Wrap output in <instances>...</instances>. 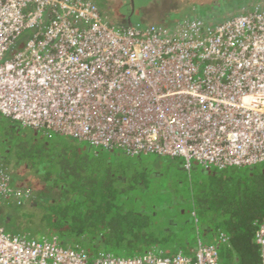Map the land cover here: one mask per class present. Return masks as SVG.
Segmentation results:
<instances>
[{
    "label": "built area",
    "instance_id": "built-area-1",
    "mask_svg": "<svg viewBox=\"0 0 264 264\" xmlns=\"http://www.w3.org/2000/svg\"><path fill=\"white\" fill-rule=\"evenodd\" d=\"M0 114L187 170L264 164V5L216 24L117 27L90 0H0ZM27 196L0 170V204ZM256 242L264 264V223ZM193 252L90 257L0 224V264H223L217 245Z\"/></svg>",
    "mask_w": 264,
    "mask_h": 264
},
{
    "label": "trees",
    "instance_id": "trees-1",
    "mask_svg": "<svg viewBox=\"0 0 264 264\" xmlns=\"http://www.w3.org/2000/svg\"><path fill=\"white\" fill-rule=\"evenodd\" d=\"M90 1L94 2L100 8L102 15L104 13V18L109 21L110 18L108 14L104 12V8H101L102 5L94 0ZM221 1L222 6L220 5V7H218V5H216L218 11H211L208 9L209 15L216 12L220 13L226 7L232 6V8L236 9L253 8L252 5H257L264 0ZM135 3V0H133V3L128 0L124 5L126 13L121 16V19L118 18L116 21L113 20V23L109 22L117 27L148 26L149 24L141 22V18L143 17L142 10L139 11L133 8ZM140 6L142 8L145 5L141 4ZM190 19L203 18L200 16H193L181 19L180 21ZM161 26L172 27L173 24ZM28 36L27 34L22 37L16 49L23 46ZM16 131H26V133L31 136V142L34 143L35 146H40L39 148H35L37 152L36 160L39 162L40 170H36L34 175L38 177L41 174V176H44L46 179L43 181L39 180V182L36 181L38 179L35 181L33 179H24L22 174H26L28 170L24 165L25 162H20V159H13L11 166L4 163L0 164V170H3L10 179L12 190L14 192L18 191L21 194H28L26 199L33 198L37 202L39 199L46 200L49 202L47 205L55 209L60 207L59 203L61 201L68 203L65 208H75L81 206L83 203L87 204V210L85 212L72 214L66 212L55 213V216H60L61 220L64 219V222H61V224L59 223L58 231H56L51 238H44L43 240L51 241L57 239L63 246L76 250H84L90 257H96L100 253L112 254L111 250L132 252L133 254L135 253V256L143 255L147 252H154L163 257L175 255L169 254L170 244L173 243L170 239L168 242V239L165 237L156 239L151 237V239H148L147 229H145L148 225L144 224L138 231L135 230L137 228L136 226L132 228L134 226L132 220L133 217L135 218L136 216L125 204L128 201H133L134 198L126 196V189L118 190L112 187L111 184L113 183L109 181L111 178L110 172L106 174L109 178L106 182L98 180L96 177L94 178L91 173H88V170L86 172V165L79 170L81 161H79L78 156L83 155L86 150L85 148L81 149L80 145L86 143L79 142L73 138H71L73 140H68L66 137L58 134L47 135L41 130H28L21 126L16 127ZM56 137L58 139H56ZM52 139L57 140L56 142L63 143L66 147L71 145V148H74V151L69 154L67 153L68 151H64V159L66 160V158H69L73 161L71 163H66L64 161L60 166L58 174L54 172L58 157L46 150L48 142ZM89 147L102 149L108 152L111 151L103 148L91 147L90 145ZM113 151L118 150H112V152ZM98 154L99 153H95L94 156L97 157ZM28 166L30 167V165ZM41 166L44 170H41L43 169ZM48 167L50 169L47 170ZM201 167L203 170L199 174L194 173L197 170H194V167L188 170V172L192 174V177L189 175L190 179H188L187 183L190 186L189 190L191 197L189 200L193 203L195 215L199 218L200 222L202 219L206 227L210 228L209 232L213 233L214 243L210 245L218 246L220 260L223 264H258L260 262V247L256 242V231L258 225L264 223V164L227 169H220L218 167L206 169L203 166ZM43 171H45L44 175ZM19 172L23 173L20 174ZM206 176L210 180V186H204V184L200 183V179L204 180ZM193 177L199 178L196 179ZM225 177H228L227 180L230 182H232L233 178V183H226ZM49 182L53 183L54 186L48 187L45 191H41L45 193L43 194L45 198H41L40 192H38L35 197L33 193V191H35L33 189L37 188L35 185L42 186V183H45L43 185L46 187V183ZM225 184H230L232 186ZM208 189L212 191L211 194ZM173 190L179 194H181V192L183 194V190L177 187L173 188ZM56 191L58 192L54 195L53 193ZM165 191L168 190L165 189ZM117 193H123L122 203L118 204L116 202L119 196L115 195ZM210 195H212L213 198L211 197V199L206 201L204 197H210ZM11 199L14 200L15 198L10 197L6 200L10 201ZM227 202L229 203L226 204ZM69 203L71 205H69ZM88 204L90 206H88ZM220 218L223 220H220ZM150 235L153 236L152 234H149V236ZM225 237L227 241L222 240ZM141 240L148 242L156 240L155 243L157 244L149 246L137 243V241L141 242ZM199 241L202 240L199 239ZM173 247L176 246L174 245ZM177 249L179 252L192 256L193 248L189 245L182 246V244H180ZM97 250L98 255L93 256L91 253Z\"/></svg>",
    "mask_w": 264,
    "mask_h": 264
},
{
    "label": "rangeland",
    "instance_id": "rangeland-1",
    "mask_svg": "<svg viewBox=\"0 0 264 264\" xmlns=\"http://www.w3.org/2000/svg\"><path fill=\"white\" fill-rule=\"evenodd\" d=\"M99 1L100 3L97 1L98 4H104V0ZM114 1L116 3L117 0ZM142 1L144 2L145 0H135L136 3L133 8L140 11L141 4L150 5L153 0H146L144 3ZM126 2L127 1L124 2L121 0L119 3L125 4ZM156 3L160 4V7H156L154 13H146L145 18L147 16L156 17L160 18L162 21L171 22L173 25L181 19L193 16H200L203 20L211 24H216L223 19L230 18L252 8L236 9L232 8V6L226 7L219 14L214 13L209 15L208 9L211 11H218L217 9L222 3L221 0H156ZM258 4L264 5V1ZM216 5H218V7H216ZM252 6L254 7L255 4ZM173 12H178V17L173 16L170 18ZM164 25H167V23ZM16 127L17 126L9 122L0 121V164L4 163L11 166L13 159H20V162H25L24 165L28 169L26 174L19 172L23 175L24 179H33L34 181L38 179L36 180L37 182H39V180H45L46 178L41 176V174L38 177L34 175V172L39 169L35 148H39L40 146H35V144L31 142V136H29L26 131H19L21 134L17 132ZM56 139L58 138L56 137ZM56 141L57 140L54 139L50 140L46 150L58 157L54 170V172L58 174L60 166L64 161L66 163H71L73 161L69 158H66V160L64 159V151H68L67 153L69 154L74 151V148H71V145L66 147L63 143ZM80 146L81 149L85 148L86 150L83 155L78 156L79 161H81L79 170L86 165V172L88 170V173H91L94 178L96 177L98 180L103 181L109 179L106 174L110 172L111 178L109 181L113 183L111 184L112 187L118 190L126 189V196L134 198L133 201L126 202L125 205H127V208L131 209L136 216L135 218L133 217L132 220L134 225L132 228L136 226V231L145 224L148 225L145 227V229H147L148 239H151V237L155 239L165 237L168 239L167 242L169 239L173 241V243L170 244L171 247L169 250V254L171 255L179 252L177 247L180 246V244H182V246L189 245L194 250L197 248L199 239L205 244L214 243L213 233L209 232L210 228L206 227L202 219L201 222L199 221V218L194 213L193 203L189 200L191 194L189 190L190 186L187 181L190 179L189 175L192 177V174L185 168L183 159H171L169 157H159L157 155L129 157L120 150L108 152L102 149L90 148L87 144H82ZM95 153H99L97 157L94 156ZM42 166L41 168L44 167ZM193 167L194 170L197 169L194 172L197 174L203 170L201 165L196 162H193ZM48 169L50 168L48 167L47 170ZM41 170H44V168ZM44 173L45 171H43V175ZM193 178L198 179L199 177ZM225 178L226 183H233V178L232 182L227 180L228 177ZM200 180V183L204 184V186H210V180L207 176L204 180ZM43 184L45 183H42V186L35 185L38 188L33 189L35 190L33 191L35 197L37 193L40 192L41 198L44 199L45 197H43V194L45 193L41 191H45L48 187L54 186L51 182L46 183V187ZM225 185L232 186L230 184ZM176 187L183 190V194L182 192L179 194L174 191L173 188ZM165 189L168 191H165ZM208 191L210 190L208 189ZM57 192L58 191L53 194L56 195ZM211 192L212 191L209 193L211 194ZM122 194H115L119 195L116 200L118 204L123 202ZM211 197L212 195H210V197H204V199L208 201ZM39 200L37 202L33 198L24 199L20 205L15 202V199H11L10 201L4 200L0 204V220L4 222L3 224L6 226V232L10 234L32 236L42 241L44 238H51V236L58 231L59 223L61 224V222H64V219L61 220L60 216H55V213L66 212L72 214L85 212L87 210V204L85 203L79 207L65 208L68 203L61 201L59 203L60 207L55 209L47 205L49 203L48 201ZM228 203L229 202L226 204ZM69 205L71 204L69 203ZM88 206L90 205L88 204ZM222 218H220V220H223ZM149 234L153 236H149ZM155 241L156 240H152L148 242L141 240V242L137 241V243L151 246L157 244ZM174 245L176 247H173ZM111 253L118 257L128 258L135 256V253L133 254L127 251L111 250ZM91 254L93 256L98 255V250L93 251Z\"/></svg>",
    "mask_w": 264,
    "mask_h": 264
},
{
    "label": "crops",
    "instance_id": "crops-1",
    "mask_svg": "<svg viewBox=\"0 0 264 264\" xmlns=\"http://www.w3.org/2000/svg\"><path fill=\"white\" fill-rule=\"evenodd\" d=\"M96 1V0H95ZM99 3H100V1L99 0H97ZM96 1V2H97ZM121 0H117L116 1V3H115V1L114 0H104L103 1V5H102V3H101V5H102V7L101 8H104L103 10H104V12H106V14H108V17L110 18L109 19V21L110 22H112L113 23V20L114 21H116V19H118V18H120L121 19V16H123L125 13H126V11H125V4H121V3H119ZM122 1H125V0H122ZM126 1H128V0H126ZM118 2V3H117ZM156 7H160V4H157L156 3V0H153V1H151V4L150 5H145L144 7H142L141 8V10H142V12H143V17L141 18V22L142 23H144V24H156V23H158L159 25H164V24H166L167 23V25H171V22H167V21H162L160 18H156V17H150V16H147L146 18H145V16H146V13H150V12H153L154 13V10H156L155 8ZM238 9H241V8H238ZM242 9H244V8H242ZM247 9V8H246ZM250 9V8H249ZM231 11V10H230ZM238 12H240V11H238ZM215 14H219V13H215ZM238 14H240V13H238ZM103 15H104V13H103ZM178 15H179V13L178 12H173V13H171V15H170V18L171 17H178ZM237 15V14H236ZM147 19V20H146ZM228 19V18H227ZM224 20H226V19H223L222 21H224ZM222 21H220V22H222ZM219 22V23H220ZM0 120H3V121H5V122H9V123H12V124H14L15 126H17V127H20V125L19 124H17V123H15L14 121H12L11 119H9V118H7V117H5V116H3L2 114H0ZM28 129H31V128H28ZM35 130V129H34ZM66 139H68V140H73V139H71V138H68V137H66ZM160 157V156H159ZM4 222H2L1 220H0V224L5 228L6 226L3 224ZM6 229V228H5ZM199 241V240H198ZM197 241V242H198ZM199 243V242H198ZM194 250H196V249H194ZM193 250V251H194ZM192 251V252H193ZM180 253V252H179ZM186 255H188V254H186ZM189 256H190V254H189ZM192 256H194V252L192 253Z\"/></svg>",
    "mask_w": 264,
    "mask_h": 264
},
{
    "label": "flooded vegetation",
    "instance_id": "flooded-vegetation-1",
    "mask_svg": "<svg viewBox=\"0 0 264 264\" xmlns=\"http://www.w3.org/2000/svg\"><path fill=\"white\" fill-rule=\"evenodd\" d=\"M133 3V0H130Z\"/></svg>",
    "mask_w": 264,
    "mask_h": 264
}]
</instances>
